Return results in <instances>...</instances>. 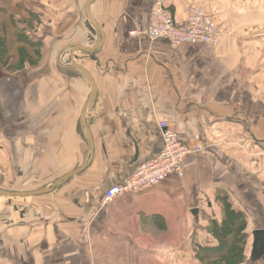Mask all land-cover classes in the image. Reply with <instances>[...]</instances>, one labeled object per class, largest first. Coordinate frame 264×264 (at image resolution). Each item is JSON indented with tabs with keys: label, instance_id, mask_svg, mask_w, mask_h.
Instances as JSON below:
<instances>
[{
	"label": "crops",
	"instance_id": "0c3cea01",
	"mask_svg": "<svg viewBox=\"0 0 264 264\" xmlns=\"http://www.w3.org/2000/svg\"><path fill=\"white\" fill-rule=\"evenodd\" d=\"M156 1L91 4L102 45L94 60L74 54L97 90L90 152L80 124L90 88L70 66L73 47L100 34L90 41L87 0H33L39 23L28 34L41 61L0 78V100H11L0 107V191H50L0 196V264H194L192 242L209 241L223 195L245 213L251 239L264 229V0H160L174 21L202 8L224 32L215 47L176 48L146 35ZM161 121L202 152L180 175L103 203L162 151Z\"/></svg>",
	"mask_w": 264,
	"mask_h": 264
},
{
	"label": "trees",
	"instance_id": "16d2710c",
	"mask_svg": "<svg viewBox=\"0 0 264 264\" xmlns=\"http://www.w3.org/2000/svg\"><path fill=\"white\" fill-rule=\"evenodd\" d=\"M36 5L33 0H0V67L9 76L37 68L41 61L42 44L28 34V30L39 23ZM216 201L221 209L220 219H208L205 231L209 241L192 242L194 264L252 262L247 255L251 235L245 213L234 209L225 195L217 197ZM249 253L251 256V251ZM258 260L264 263V256Z\"/></svg>",
	"mask_w": 264,
	"mask_h": 264
},
{
	"label": "built area",
	"instance_id": "2783aa9c",
	"mask_svg": "<svg viewBox=\"0 0 264 264\" xmlns=\"http://www.w3.org/2000/svg\"><path fill=\"white\" fill-rule=\"evenodd\" d=\"M146 35L150 41L166 39L173 48L184 43H202L215 47L223 39L224 32L205 9L191 8L185 22L178 23L168 13L163 2L157 0L150 12ZM158 127L162 131V151L139 165L127 180L109 187L104 192L103 203L112 202L125 194L140 193L159 185L174 174L180 175L184 159L202 152L203 147L198 139L182 144L166 122H159Z\"/></svg>",
	"mask_w": 264,
	"mask_h": 264
},
{
	"label": "water",
	"instance_id": "95a60500",
	"mask_svg": "<svg viewBox=\"0 0 264 264\" xmlns=\"http://www.w3.org/2000/svg\"><path fill=\"white\" fill-rule=\"evenodd\" d=\"M93 1L94 0H87V2L85 4V14H86V17L89 21V25L91 27L90 32L92 34L90 37V41H93V35H97L96 34L97 32L100 34V38H98L96 40L95 45L91 48L74 46L73 51H72L71 66H70L71 69L79 72L82 75V77H84L86 79V81L89 84V88H90L89 95L87 97V100L85 102V105H84V107L81 111V115H80V124L82 126L83 133L85 134V139H86V142L88 145V150L90 152L92 151L93 147H92L91 135L89 133V130H88L87 124H86V117H87V113H88L89 109L91 108V106L93 105V103L95 101L97 90H96V86H95V82L93 80V77L84 67H82L80 64H78L76 62L78 60V57L74 54L77 52L86 53V54H88V56L91 60H94L95 53L100 49V47L102 45L103 37H102L101 29L95 23V21L93 20V18L91 16V13H90V7H91V4ZM75 173H78V171L67 174L62 179L58 180L55 183V185H57V186L60 185L65 179H67L71 175H75ZM49 191H50L49 189H42V190H38V191H34V192H18V193L0 191V196H5L8 198L16 197V196L17 197H28V196L41 195V194H44V193L49 192ZM263 256H264V229L254 230L252 232L251 259H252V261H256Z\"/></svg>",
	"mask_w": 264,
	"mask_h": 264
},
{
	"label": "rangeland",
	"instance_id": "374dc122",
	"mask_svg": "<svg viewBox=\"0 0 264 264\" xmlns=\"http://www.w3.org/2000/svg\"><path fill=\"white\" fill-rule=\"evenodd\" d=\"M26 3V2H25ZM52 70H55V69H52ZM51 70V71H52ZM45 71V73H46V75H51V74H53L49 69H46V70H44ZM23 75H27L26 73H24ZM35 75H42L41 73H40V71H37V73H35ZM2 76H8L4 71H3V69L0 67V78L2 77ZM0 103H2L3 105H0V107L1 108H5V107H10V105H11V100L10 99H1L0 100ZM9 138H11V136H9ZM9 142V141H8ZM251 241H250V243L252 244V239H250ZM248 252H247V255H248V257H250L251 258V256H250V251H251V246H249V248H248V250H247ZM245 264H264V263H262L260 260H256V261H252V262H246Z\"/></svg>",
	"mask_w": 264,
	"mask_h": 264
}]
</instances>
